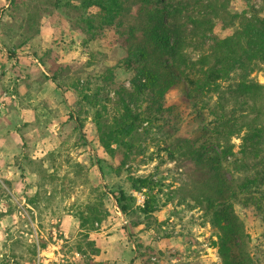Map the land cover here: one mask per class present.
<instances>
[{
    "label": "rangeland",
    "instance_id": "1",
    "mask_svg": "<svg viewBox=\"0 0 264 264\" xmlns=\"http://www.w3.org/2000/svg\"><path fill=\"white\" fill-rule=\"evenodd\" d=\"M55 1L0 0V264H222L218 230L200 195L203 181L186 148L188 139L195 146L203 141L202 130L220 146L225 142L213 115L194 112L179 87L158 98L157 113H146L150 100L139 105L129 96L136 75L124 62L127 30L140 0H126L122 15L94 32L86 29L78 0ZM196 1L206 0H173L180 19L198 15ZM224 3L236 14L264 7V0ZM236 27L218 23L213 32L223 37ZM200 52L189 47L193 60ZM231 77L220 82L225 96L237 74ZM248 77L264 84V63ZM221 99L214 93L210 104ZM229 102L227 117L253 116L244 101L234 112ZM126 105L142 112L126 138L127 163L116 172L98 128L112 124ZM240 142L236 135L229 141L234 151ZM128 175L148 178L151 213L140 210L145 189L131 190ZM119 189L133 197L125 213L113 196ZM87 206L102 218L88 238L78 217ZM240 214L262 257L264 224L251 208Z\"/></svg>",
    "mask_w": 264,
    "mask_h": 264
},
{
    "label": "trees",
    "instance_id": "2",
    "mask_svg": "<svg viewBox=\"0 0 264 264\" xmlns=\"http://www.w3.org/2000/svg\"><path fill=\"white\" fill-rule=\"evenodd\" d=\"M125 1L78 0L85 14L86 29L94 32L112 25L125 10ZM220 1H196L199 16L187 15L184 21L180 19L182 8L173 0H140L137 16L127 30L124 62L133 67L136 75V91L129 96L139 105L150 100L146 113H157L163 109L158 98L162 99L172 87H179L184 103L194 112L200 115L207 110L213 115L211 122L219 129L220 139L225 144L220 146L202 130L203 141L195 146V141L188 139L186 151L200 172L201 199L211 214L212 225L218 230L214 244L222 264H264V255L259 257L253 250L246 222L240 214L241 209L251 208L264 224V84L248 77L264 63V7L251 8L248 15L247 11L236 14L228 10L224 0ZM218 23L223 27L237 23V27L221 37L213 32ZM191 46L201 51L196 60L190 58ZM232 73L237 74V80L225 96L220 82L234 80ZM214 93L223 99L210 104ZM229 96L232 100H228ZM240 97L244 100H239ZM224 100L230 101L233 112L240 111L244 101L253 116L235 120L227 117ZM141 112L126 105L112 124L98 128L101 146L116 172L127 163L132 146L126 138L137 129ZM234 135L241 141L237 151L229 143ZM225 164L237 174H232L228 168L224 171ZM127 181L133 191L145 189L146 198L140 210L145 214L154 211L147 191L148 178L128 175ZM113 196L119 209L128 212L133 197L123 189ZM86 208L78 217L80 228L85 227L84 237L88 238V231L97 230L94 223L98 224L102 218L96 207ZM87 245L92 254H98L99 248H95L92 240H88Z\"/></svg>",
    "mask_w": 264,
    "mask_h": 264
}]
</instances>
